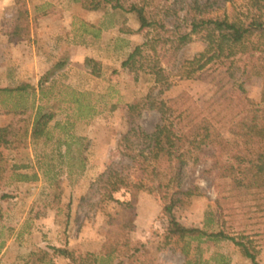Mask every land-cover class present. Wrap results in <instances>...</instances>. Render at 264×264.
<instances>
[{
	"label": "trees",
	"instance_id": "1",
	"mask_svg": "<svg viewBox=\"0 0 264 264\" xmlns=\"http://www.w3.org/2000/svg\"><path fill=\"white\" fill-rule=\"evenodd\" d=\"M14 3L18 14L11 40L18 41L31 36V21L27 0H14ZM113 7L135 13L141 28L155 26L159 35H170L168 40L175 35L179 47L187 44L193 35L203 38L204 48L183 61L181 75L209 83L214 89L202 103L187 90L162 97L171 83H166V88L156 94L151 89L143 98L133 99L129 103L131 126L119 140L123 161L110 165L97 180L101 201L116 202L118 210L117 215L109 216L114 227L107 230L100 253L76 255L68 246L50 245L49 249L31 251L29 259L38 264L54 263L59 257L70 264H159L157 256L141 260L139 253L144 243L132 238L140 193L149 191L158 193L162 201L161 212L169 224L166 236L186 242L185 264H211L202 252L191 255L192 241L199 246L204 241L225 240L232 241L253 264H261L258 254L264 247V0H173L171 3L167 0L161 10L149 0L132 2L128 7L115 0ZM146 46L149 41L136 45L121 68L136 77L150 74L157 83L168 79L160 59L146 53ZM93 73L99 75L100 70ZM254 78L262 82L258 100L252 99L247 89ZM29 86L22 83L1 90L23 94L29 92ZM39 88L38 100L36 97L30 102L22 100L9 108L18 113L22 108L36 110L29 134L31 140L35 144L41 141L44 146L52 144L51 155L57 153L64 159L69 149L63 153L62 146H69V137L75 135L70 115L64 122L54 121L61 114V106L75 104V118H85L93 112V107L82 92L81 97L77 96V90L64 79H53L50 84L47 79H41ZM115 107L114 103L111 110ZM143 108L159 114L151 130L134 124ZM55 127H60L57 137L51 130ZM78 140L83 145L84 138ZM2 147L15 152L17 159L10 167H1L3 177L10 171L18 182L39 180L37 165L28 152V131L24 132L14 122L1 126L0 161ZM23 153L27 154L25 161L21 160ZM47 155L44 153L42 157ZM204 158L211 160V170L219 178L229 180V187L219 193L216 209L207 211L204 227L187 226L178 220L175 211L192 194L185 187L189 168ZM37 160L39 168H44L41 159ZM46 165L50 172L53 163ZM84 167L85 159L81 157V173ZM120 192L122 199L116 197ZM210 226L214 228L208 229ZM217 256L218 264H229L225 255ZM214 258L213 255L211 259Z\"/></svg>",
	"mask_w": 264,
	"mask_h": 264
},
{
	"label": "rangeland",
	"instance_id": "2",
	"mask_svg": "<svg viewBox=\"0 0 264 264\" xmlns=\"http://www.w3.org/2000/svg\"><path fill=\"white\" fill-rule=\"evenodd\" d=\"M137 1L140 0H121L125 7ZM149 1L161 10L167 0ZM114 2L27 0L31 36L13 41L17 7L14 0H0V127L14 122L24 132L28 131V152L40 174L39 180L26 183L16 181L10 171L3 177L1 167H10L17 159L15 152L1 148L4 160L0 161V195L10 196L0 197V264H38L31 261L28 254L38 248L49 249L50 245L68 246L76 255L81 252L98 255L107 230L114 227L109 216L117 215L118 210L116 202L101 201L97 180L110 165L123 161L119 140L131 126L129 103L143 98L151 89L154 94L158 93L166 88V83L172 86L162 97L187 90L202 103L213 92V85L181 75L183 61L204 48L203 38L193 35L187 44L179 47L175 35L168 40L170 35H159L155 26L141 28L135 13L114 8ZM171 2L173 0H169ZM227 9L232 11L230 4ZM146 41H149L146 53L160 59V65L169 74L168 79L157 83L150 74L136 77L121 68L134 47ZM95 69L100 70L99 75L93 73ZM116 69L119 72L116 73ZM41 79H47L48 84L53 79L66 80L77 90V96L81 97L82 92L93 107V112L85 118H75V104L61 106V114L54 121L64 122L70 115L75 135L69 137V146H62L63 153L69 149L64 159L57 153L51 155L52 144L44 146L41 141L35 144L31 140L29 134L36 110L22 108L18 113L9 108L22 100L30 102L35 97L38 100ZM22 83L30 84L28 93L1 90L4 86L16 87ZM261 87L259 78H254L247 86L252 99L260 98ZM114 103L116 107L111 110ZM158 120L157 111L143 108L134 124L151 130ZM51 130L56 137L61 133L60 127ZM78 137L84 138L83 145ZM44 153L48 155L43 158ZM26 155L23 153L21 160L25 161ZM81 157L85 159L82 173ZM38 158L45 165L42 169ZM45 163H53L50 172ZM185 187L192 194L176 209V216L184 225L204 227L207 211L216 209L215 201L219 193L229 187V180L219 178L216 171L211 170V160L204 158L189 168ZM121 194L117 193L116 197L122 199ZM161 211L158 193L141 191L136 226L132 231V238L144 243L139 257L145 261L157 256L159 264H185L186 242L166 236L169 224ZM197 244L196 241L190 243L191 255L202 252L211 264L219 263L217 254L225 255L229 264H253L232 241ZM213 255L215 258L211 259ZM258 258L264 264V247ZM43 264L70 263L59 257L54 263Z\"/></svg>",
	"mask_w": 264,
	"mask_h": 264
}]
</instances>
